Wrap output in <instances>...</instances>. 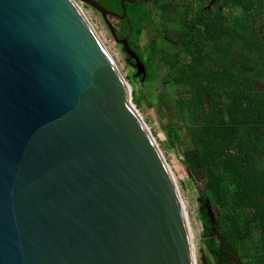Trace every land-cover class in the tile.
Masks as SVG:
<instances>
[{
	"label": "water",
	"instance_id": "1",
	"mask_svg": "<svg viewBox=\"0 0 264 264\" xmlns=\"http://www.w3.org/2000/svg\"><path fill=\"white\" fill-rule=\"evenodd\" d=\"M79 1L99 12L143 80L107 21L117 15ZM134 1H120V18ZM193 260L172 173L76 0H0V264Z\"/></svg>",
	"mask_w": 264,
	"mask_h": 264
},
{
	"label": "trees",
	"instance_id": "2",
	"mask_svg": "<svg viewBox=\"0 0 264 264\" xmlns=\"http://www.w3.org/2000/svg\"><path fill=\"white\" fill-rule=\"evenodd\" d=\"M94 1L122 14L120 0ZM150 1L124 2L118 37L145 69L141 84L161 86L149 106L168 103L164 130L172 144L186 141L200 201L215 211L214 225L206 207L199 213L207 263L227 257L214 227L242 264H264V0ZM147 25L154 38L142 41Z\"/></svg>",
	"mask_w": 264,
	"mask_h": 264
},
{
	"label": "rangeland",
	"instance_id": "3",
	"mask_svg": "<svg viewBox=\"0 0 264 264\" xmlns=\"http://www.w3.org/2000/svg\"><path fill=\"white\" fill-rule=\"evenodd\" d=\"M140 1H146L147 8L151 9L150 7H152V5L150 4V0ZM76 3L113 59L121 76L129 84V88L131 89L132 93V102L133 98L138 101V106L134 102L133 105L135 106L138 114L158 145L172 173L173 179L179 191V195L183 202L188 221L189 232L191 234L192 245L194 244L192 247L195 264H201V255H205V257L209 258V260L212 262V257L205 245L206 237H204V226L199 214L204 210L205 206L200 201L202 195L201 182L189 172V169L184 162L183 152L187 147L186 141L182 140L181 142H174L172 144L167 136L166 131L164 130V127L166 126L165 124L168 122L167 117L173 116L168 103L162 108H151L149 106V103L154 102L152 98L153 92L155 94L156 90H159L158 88H161V86H158L156 90H152L147 84L142 85L138 80L139 77L135 76V69L127 61V56L123 53L120 44H118L113 39L108 29L107 23L102 19L99 12L79 0H76ZM212 4L213 1L208 2V6H211ZM107 21L111 24L113 31L115 33H119V24L117 19L110 16L107 17ZM153 38L154 33L151 26H145L141 35V40H151ZM154 109L158 112V115L155 113ZM212 213L215 215V211H212Z\"/></svg>",
	"mask_w": 264,
	"mask_h": 264
},
{
	"label": "flooded vegetation",
	"instance_id": "4",
	"mask_svg": "<svg viewBox=\"0 0 264 264\" xmlns=\"http://www.w3.org/2000/svg\"><path fill=\"white\" fill-rule=\"evenodd\" d=\"M140 1V0H139ZM143 2H146V1H143ZM150 2V1H149ZM147 3V2H146ZM117 16H113L114 18H116L117 19V21H118V24L122 21V20H124L125 19V17L124 18H120V15L119 14H116ZM122 31V27L119 25V28H118V32H121ZM116 34V37H117V39H119V40H121V38H119L118 37V34L119 33H115ZM120 46H121V44H120ZM122 48V47H121ZM131 66H132V64L131 63H129ZM210 230H211V234H210V236L211 237H216V230H215V228L214 227H210ZM219 251H221V256H224V255H226L227 257H225V258H223V259H220L219 261H218V263L217 264H234V262L232 261V255H231V250L229 249V248H226V247H224L223 245H221L220 246V250ZM217 255L219 256V258H220V255L217 253ZM212 263V262H211ZM208 264V263H207Z\"/></svg>",
	"mask_w": 264,
	"mask_h": 264
},
{
	"label": "bare ground",
	"instance_id": "5",
	"mask_svg": "<svg viewBox=\"0 0 264 264\" xmlns=\"http://www.w3.org/2000/svg\"><path fill=\"white\" fill-rule=\"evenodd\" d=\"M189 236H190V240H191V234H190V232H189ZM193 239V238H192ZM191 244H192V241H191ZM194 245V244H193ZM192 245V246H193ZM192 251H193V247H192ZM193 258H194V252H193ZM193 263H195V260H193Z\"/></svg>",
	"mask_w": 264,
	"mask_h": 264
}]
</instances>
